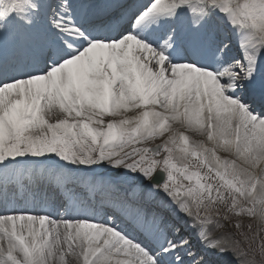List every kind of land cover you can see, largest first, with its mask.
Listing matches in <instances>:
<instances>
[{"label":"snow or ice","instance_id":"1","mask_svg":"<svg viewBox=\"0 0 264 264\" xmlns=\"http://www.w3.org/2000/svg\"><path fill=\"white\" fill-rule=\"evenodd\" d=\"M264 264V0H0V264Z\"/></svg>","mask_w":264,"mask_h":264}]
</instances>
